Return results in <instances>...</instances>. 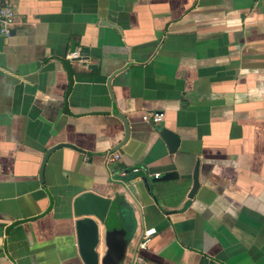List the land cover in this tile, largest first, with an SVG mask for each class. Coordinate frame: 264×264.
<instances>
[{
  "label": "crops",
  "instance_id": "0c3cea01",
  "mask_svg": "<svg viewBox=\"0 0 264 264\" xmlns=\"http://www.w3.org/2000/svg\"><path fill=\"white\" fill-rule=\"evenodd\" d=\"M12 2L16 23L0 33V264H85L73 203L87 191L117 205L122 264H264V0ZM60 144L75 149L51 153L41 174ZM167 172L179 178L148 193L144 180Z\"/></svg>",
  "mask_w": 264,
  "mask_h": 264
},
{
  "label": "water",
  "instance_id": "95a60500",
  "mask_svg": "<svg viewBox=\"0 0 264 264\" xmlns=\"http://www.w3.org/2000/svg\"><path fill=\"white\" fill-rule=\"evenodd\" d=\"M162 138L169 144L170 150L175 151L178 148L179 137L168 129L161 131ZM71 148L69 144H60L49 149L44 155L41 174L48 157L59 148ZM198 162L193 174V187L190 197H193L200 187ZM179 176L176 173L167 172L161 176L153 177L150 180L145 179V189L150 192L151 185H158L177 180ZM130 191L135 194V186H131ZM73 214L76 218V234L79 253L85 264H122L126 257L129 240L127 232L118 219L117 205L112 199L104 197L98 193L87 191L79 194L73 203ZM100 225L104 227L103 239L106 245V253L100 258L98 248L101 245Z\"/></svg>",
  "mask_w": 264,
  "mask_h": 264
},
{
  "label": "built area",
  "instance_id": "2783aa9c",
  "mask_svg": "<svg viewBox=\"0 0 264 264\" xmlns=\"http://www.w3.org/2000/svg\"><path fill=\"white\" fill-rule=\"evenodd\" d=\"M16 23V11L14 8V4L12 0H0V33L3 36H10L13 26ZM68 59H82V56L79 51H74L68 55ZM143 119L147 122H151L153 124H159L164 119L163 113H150L144 115ZM110 160H118L120 155L118 153L112 154ZM140 169H134L133 173H138ZM122 176H127V173L123 172ZM159 174H156L155 177H158ZM157 233L155 228L145 229L142 241L139 244V249H146L148 243L152 239V237ZM140 261H143L142 258H139Z\"/></svg>",
  "mask_w": 264,
  "mask_h": 264
}]
</instances>
